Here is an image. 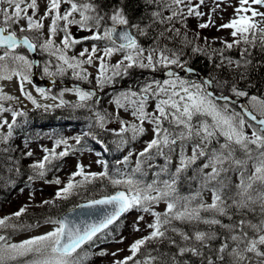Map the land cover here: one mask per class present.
<instances>
[{
	"label": "snow or ice",
	"instance_id": "6c2138e0",
	"mask_svg": "<svg viewBox=\"0 0 264 264\" xmlns=\"http://www.w3.org/2000/svg\"><path fill=\"white\" fill-rule=\"evenodd\" d=\"M223 0H214L215 11ZM204 0H200L203 4ZM175 9L171 15L166 17L171 21L177 16H182L180 5H190L191 0H171ZM7 5V7H4ZM62 5L67 7L62 9ZM253 5L258 7H253ZM196 7H199L197 5ZM196 7H188V14L197 16L204 15L198 12ZM264 0H239V6L234 8V17L225 24L218 26L220 29H231L232 42L222 41L227 49L241 44L255 47L257 43L264 48ZM31 10V14L29 11ZM38 12L37 0H0V81L12 80L14 77L20 79L21 84L28 79L31 63L23 55L17 54V49L25 47L32 51L37 44L27 36H19L13 30V25L19 24L21 20L25 25L20 27V33L40 31L43 29V21L51 19L48 28V39L39 47L50 54L56 55L73 70L80 68L83 63L92 64L93 57L98 49L93 46L91 51L84 49L79 53L80 57H87L80 61L76 57L69 59L64 54L75 41H71L67 35L68 27L78 24L81 29L93 32L94 40H109L112 47H105L103 55L96 57L101 61L99 65L100 74L97 76V84L102 85L105 80L107 65L105 58L111 57L115 52L123 53V58L113 66L118 72L122 65L127 68L138 66L155 70L157 66L168 68L171 65L183 67L176 53H167L166 49L153 48L145 50L138 46L136 39L129 31H118V28H128L129 20L122 9H114L110 14H101L94 0H47L46 10L39 19H34ZM79 15V20L75 19ZM250 14V15H249ZM154 15H157L154 13ZM63 21L64 39L61 41L63 49L54 45L53 38L59 29V22ZM110 23L111 26H107ZM213 24L211 15L207 23H200L201 29L208 28ZM138 28V25H131ZM103 29L100 32V29ZM143 34V29H140ZM171 31V29H167ZM118 36L119 43L113 40V35ZM176 34L179 32L177 30ZM207 39V38H206ZM199 49H193L198 51ZM155 54V55H154ZM250 55L248 48L241 51V59L244 64L251 63L246 59ZM231 64L232 61L229 60ZM240 67V62H236ZM47 68L45 72H47ZM57 71L63 72V67L57 66ZM77 76L78 72H74ZM168 76L174 79L164 80L162 84H151L142 89L144 93L135 102L136 106L132 115L140 122V125H132L133 135L143 134L145 129L142 125L147 121L153 125V138L147 142L143 151L137 157L136 168L131 175L119 174L120 178L110 176L107 171L100 173H85L83 166L78 164L77 170L69 178L68 182L60 188L55 199H67L74 194L78 188L100 178H107L114 186L122 185L126 191H117L114 195H106L101 199L90 200L80 207L93 208L97 205L110 206L103 217L97 222L83 227L74 225L67 218H48L46 223L56 225L52 231L43 235L35 236L20 243H8L6 237L0 235V264H83L84 257L80 249L85 244L99 238L98 234L113 225L124 213L133 209L149 213L153 221L147 225L151 231L147 236L141 237L129 246L130 255L122 260H116L113 264H179L178 256L186 253L199 257L201 264H264V100L256 96L250 97L251 109L242 112H234L229 108V98L220 97L224 101L219 104L207 91L206 85L211 81L198 84L181 79L176 73L169 71ZM87 79V75L82 77ZM243 78V77H242ZM42 96L44 90H38ZM232 92L237 97H245L247 93L232 87ZM21 94L37 107L36 101L30 95ZM75 94L80 103L77 107H83L84 102L92 97V93L75 89ZM133 97L137 94L132 93ZM127 99V96L125 97ZM150 98H155L153 113L146 111V105ZM13 97L0 95V101L11 100ZM56 99V97H53ZM61 100L60 104L63 105ZM119 104V101H117ZM47 107V106H46ZM11 109L0 104V114ZM21 112H12V123L0 121V128L7 126V135L0 136V143H7L12 135V129L16 123L17 116ZM104 117L98 116V123L103 127ZM167 125V126H165ZM256 125L250 135L248 128ZM128 127L121 121L120 132H125ZM222 138V140H221ZM79 144L80 140L77 139ZM64 144L65 150L57 153L55 148L44 149L45 155L42 160L31 167L36 175L43 177L46 166L54 159L63 158L68 155L67 141L57 140L56 146ZM190 148V155L188 150ZM27 155H32L31 152ZM131 155V153L129 154ZM178 157L175 170L171 171L173 156ZM149 159L161 157L164 165L159 172L154 173L151 182H145L137 178L143 163L142 158ZM129 157L124 158L127 163ZM205 162L199 167L197 161ZM150 167L152 165H149ZM209 171H205L208 170ZM192 170L188 179L196 182V189L188 194H182L178 186L185 174ZM232 175H236L237 183H232ZM82 177L79 181L75 177ZM32 179V177H29ZM56 184L61 181L56 179ZM210 192V202L203 199V194ZM44 204L51 203L44 201ZM159 203L166 205L163 213L153 211V207ZM259 212L255 222L247 219L249 213ZM26 211L21 207L12 215L19 218ZM239 216L238 219L234 217ZM220 217H226L230 223H223ZM11 217L0 218V228L11 227L17 229V225L9 224ZM144 217L137 218V223ZM178 224L194 225L191 232L178 227ZM208 226V230H200L198 225ZM216 226L223 232L216 231ZM139 231V228L134 229ZM179 237V241L176 239ZM222 239L219 247L213 248L211 242ZM167 243L177 249V253L169 257L158 248L143 252L142 249L150 244ZM205 249L208 252L205 253ZM157 255H152V252ZM142 255L143 259H137ZM113 256L116 253L112 254Z\"/></svg>",
	"mask_w": 264,
	"mask_h": 264
},
{
	"label": "trees",
	"instance_id": "16d2710c",
	"mask_svg": "<svg viewBox=\"0 0 264 264\" xmlns=\"http://www.w3.org/2000/svg\"><path fill=\"white\" fill-rule=\"evenodd\" d=\"M94 3L97 5L101 14H110L114 9H122L126 18L129 20V25L139 26V29H137L140 34L137 36V39L138 45L142 49H166L168 54L176 53L177 58L182 64L189 65L193 69L196 68L195 70L201 75H207L212 81L213 88L218 92L229 94L232 87L235 86L237 89L249 95H254L264 100V48L259 43L255 47L241 44L227 49L225 45L218 47L201 42L194 36L192 26L190 27L191 30L187 29L189 27V16H187L188 13L181 5L180 10L183 13L182 16H177L171 21L166 19V17L171 15V11L175 9V5L171 4V0H94ZM154 13L157 15H154ZM140 29H143V34H141ZM167 29H171V31H167ZM177 30L179 32L178 35L176 34ZM246 47L250 53V55L246 56V59L251 61L247 65L241 59V51ZM193 49L199 50L193 51ZM229 60L232 61L231 64ZM236 62H240L241 66L237 67ZM144 86V82L137 81L135 91H142ZM77 104L78 102L63 103V105L48 112L37 109L23 112V115L18 116L16 119V123L12 129V135L7 143H0V211L4 212L1 218L11 217L8 223L18 226L15 230L11 227L0 228V235L5 236L6 239L30 231L36 225L40 226L45 224L48 218L57 219L62 212L82 201L111 195L118 189H125L122 185H112L107 178H100L87 184L83 188L76 189L74 194L67 199H58L57 204L53 208L26 209L19 218L11 214H5L4 208L13 201V197L18 192L30 191L32 189V183L35 181H49L53 183L58 178L57 172L62 165L61 158L54 159L51 164L46 166L43 177L37 176L31 167L40 161H35L33 157L27 155L31 148L29 145L35 139L47 137V139L52 140L55 137L60 138L65 131L71 132L70 140L72 142L67 147L85 152L94 151L96 154L101 152L100 157L106 169L100 170L98 173L107 171L110 176H114L113 170L117 168V164L119 163L117 161H124L122 155L125 149L119 150L117 149L118 147H113L109 129L105 125L103 127L100 126L98 116H95L96 114H94V117L87 115L83 107L75 106ZM7 132L8 129L0 133V136L7 135ZM77 139L80 140L79 144L76 143ZM124 146L128 148V143L126 142ZM149 161L150 163L152 162L153 166L158 165L161 167L164 165L161 157L154 156L152 159L147 157V160L143 161L141 166L143 175L140 172L136 173L137 178H142L145 182H151L150 180H152L146 176V173L149 172V168L147 167ZM123 166L126 169L125 173L131 175L132 164L130 165L127 162ZM168 166L170 167V165ZM169 169L171 170V167ZM191 175L192 170H189L178 186V190L182 194H188L196 189V182L188 179ZM29 177H32V179H29ZM80 179L82 177L77 176L75 178L76 181ZM67 182H64L62 187ZM232 183H237L234 175H232ZM206 193L203 194L204 200ZM137 211L141 212L139 210ZM153 211L163 213L164 210ZM147 214L149 223H151L153 217L149 213ZM249 214V217L247 216L246 218L252 219L255 222L259 212L257 210L256 214ZM238 218L239 216L234 217V219ZM220 219L225 224L230 223L226 217H220ZM177 226L189 232L194 227H197L185 224H178ZM198 227L200 230H208V226L203 224L198 225ZM129 228H132V224L127 222L126 218H121L103 233L99 234V238H94L93 241L84 245L82 249L78 250L84 255L83 264H97L96 259L105 253V249H98V245L100 243H107L110 240L122 238L124 235H127ZM148 230L141 237L147 236L151 229ZM215 230L223 232V229H220L219 226H216ZM176 239L179 241V237H176ZM221 242L222 239H217L212 241L211 245L213 248H217ZM155 248L166 253L169 257L177 253V249L170 246L167 241L156 244L150 243L142 251L147 252L149 249ZM204 251L207 253L208 249ZM152 255H157V252L153 251ZM137 259H143V256L138 254ZM177 259L179 264H201V259L191 255V253L178 256ZM129 264H132V262L130 261Z\"/></svg>",
	"mask_w": 264,
	"mask_h": 264
},
{
	"label": "rangeland",
	"instance_id": "374dc122",
	"mask_svg": "<svg viewBox=\"0 0 264 264\" xmlns=\"http://www.w3.org/2000/svg\"><path fill=\"white\" fill-rule=\"evenodd\" d=\"M38 3V12L37 15L34 17V19H39L41 16H43L46 6H47V0H37ZM199 5V7H196ZM62 5V9H63ZM186 12L188 13V7H196V10L198 12L204 13V15L197 16L195 14L189 15L188 17V23L189 27L187 29L191 30V26L194 31V36L198 38L201 42H206L211 44L212 46H222L224 43L222 41L232 42V37L230 35L231 29H218V26L221 24L228 23L233 17H234V8L239 6V0H223L222 3H220V6L216 8L215 11H212L213 8H215L214 0H204L203 4H200V0H191L190 5H181ZM4 7H7V5H4ZM253 7H258L253 5ZM261 11H264V8L260 9ZM29 14H31V10L29 11ZM209 14L211 15V19L213 21V24L210 25L208 28L201 29L199 27L200 23H207L209 20ZM250 15V14H249ZM75 19L79 20V15L75 14ZM63 21L59 22V29L57 33L55 34L53 38L54 45L56 47H59L63 49V45L61 41L65 37V33L62 30L63 29ZM44 27L40 31H32L30 33L35 35V38L39 41V45L43 44L48 39V28L51 24V19H45L43 21ZM25 25V21L21 20L19 24L13 25V29L17 31V29L20 30L21 26ZM107 26H111L110 23ZM134 33L137 35L140 34L139 30L137 28H133ZM85 29H81L78 24H73L68 27L67 35L71 41H75V43L71 44L68 49L64 50V54L69 57V59L76 57L80 61H84L87 59V57H80L79 53L82 52L84 49H88L91 51L92 47H97L98 51L96 55L93 57L92 64H85L83 63L80 68H77L73 70L72 68H69L67 65L63 64L62 61L58 60L56 55L50 54V51H45L41 47H39L40 51L43 53H46V59L45 66L49 67L51 70L57 71V66L63 67L64 71L74 74V72L80 73L79 76L76 74L75 77L78 79L73 80H80L89 82L90 84H97V76L99 72V68H96V66H99L101 61L97 59L96 57L103 55V49L105 47H112L113 44L109 40H101V44L94 42L95 40L92 39L93 32L97 31L96 29H93V32L88 35H82L78 34L79 31H83ZM100 32L103 31L101 28L99 30ZM207 38V39H206ZM88 40V41H87ZM1 51V50H0ZM148 51H145V55H147ZM18 54V53H17ZM20 55V54H19ZM155 55V54H154ZM49 56V57H47ZM29 61V57H25ZM123 58V53L120 51L115 52L111 57L105 58L104 63L110 65L111 67L115 66L119 61H121ZM126 65H122L121 68L118 70L119 77L116 81V83H113V73L106 74L105 73V80L103 81L102 85H100L101 88H99L100 91L107 89L112 84L117 86L116 89L109 90L105 93V95L101 98L100 102H96L95 100H87L84 102L85 106V112L87 115L92 116L93 114H96L95 116H102L104 117V125L108 131H110V137H111V144L113 147H118L119 150H124V158L129 157L128 163L130 165L132 164V169H135L136 166V156L139 155L141 151L145 148L148 141H150L153 138V125L148 123L147 121L142 125V127L145 129L143 134L133 135L131 131L132 125H140V122L132 115L134 109H135V102H138L139 98L142 94L141 92H132V83L126 84L123 88L120 87L122 83L125 82L126 79H121L122 71H124ZM169 67H179L178 65H171ZM132 72L134 71H151L152 69L149 68H140L138 66H133ZM156 68H163L162 66H157ZM129 69V68H127ZM55 71V72H56ZM114 71V70H113ZM116 72V71H115ZM59 73V71H57ZM136 73V72H135ZM84 75H87V79H83L82 77ZM29 78V74H28ZM82 78V79H79ZM174 79V78H173ZM169 80V79H166ZM184 80V79H183ZM188 81L187 79H185ZM194 79H192L191 82H193ZM164 80L159 82H152L150 83L153 88H155L156 84H162ZM198 83V82H195ZM199 84V83H198ZM149 85V84H148ZM21 86L23 89V93L30 95L33 100L36 101L37 105H40V107H37L34 105L31 101L25 98V95L21 94ZM99 86V85H98ZM147 86V85H146ZM145 86V87H146ZM104 88V89H103ZM136 93L137 95L133 97L131 94ZM56 96L63 100L67 101L68 103L77 102L78 97L75 94V90H57L55 92ZM0 95H6L11 96L13 99L11 100H4L3 102L7 101L6 103H3L2 105L7 108L11 109V111H5L2 114H0V121L6 120L8 123L12 122V112H21L23 113L25 110H29L32 108H36L37 110H49L50 107H52L55 104V101L50 98L49 94H45L42 96L39 91L34 89L28 82V79L26 81H23L21 84V81L19 78L14 77L12 80H4L0 81ZM127 96V99L125 98ZM104 98V99H103ZM117 101H119V104H117ZM1 102V101H0ZM156 103L155 98H150L146 105V111L149 113H153L154 111V105ZM47 106V107H46ZM121 121L124 122V125L128 127V130L125 132H120L121 129ZM7 129V126L0 128V133L5 132ZM71 132L65 131L63 135H61L60 138L55 137L52 140L47 139V137H41L38 139H35L32 144L29 145L30 150L28 151L32 153L30 155L34 158L35 161L42 160L43 156L45 155L44 149H53L55 148V151L57 153L65 150V145L61 144L62 146H56L57 140H66L67 144L72 142L70 139ZM128 143V148H125L124 144ZM68 148V147H67ZM143 148V149H142ZM190 148L188 150V154L190 155ZM101 153V152H99ZM131 153V155H129ZM174 159L172 160V164L170 165L171 171L175 170V166L178 161V157L176 155L173 156ZM162 159V158H161ZM62 165L60 169L58 170V178L61 183L58 185L56 183H52L49 181H35L32 183V189L27 192H18L14 197L13 201L10 202L9 205H7L4 210L6 215H12L13 213L19 211L21 207H25L26 209H37V208H43V209H50L53 208L56 204L58 199H55L56 192L62 187V184L64 182H67L69 178L72 176V174L77 170V165L80 164L83 166V170L85 173H98L101 168L105 167V164L102 165L101 160L98 159V156L93 152H85L77 149H69L68 148V155L61 158ZM143 161L147 160V157L145 156L142 158ZM205 161L199 160L197 161L196 167H199L202 165ZM125 163L123 161L119 162L117 164V168H115L113 171L114 176L116 178H120L119 174H123L127 176L126 169H124L123 164ZM150 163L147 165V167H150ZM153 167V166H151ZM169 167V166H168ZM160 167H156V172H159ZM205 170V171H209ZM146 176L149 179H154V174L146 173ZM76 178V177H75ZM150 180V181H152ZM124 187V186H123ZM211 194L210 192H207L205 195V201H210ZM44 201H50L51 203L44 204ZM83 202V201H82ZM73 207V206H72ZM166 205L164 203H159L153 207V210L156 211H163L165 209ZM137 210H131L127 213V215L124 217L127 219V222L132 224V228H129L127 235H124L120 239H114L110 240L107 243H100L98 245V249H105V253L102 254V256H99L97 260V264H113L115 260H122L126 256L130 255L128 249L129 246L136 240H138L142 235L146 234L149 230L147 225L149 224L148 214L144 212H136ZM2 211H0V218L2 217ZM143 216L144 219L141 220L139 223H137V218ZM131 217V218H130ZM58 219V218H57ZM56 227V225L51 223H45L40 226H35L30 231H27L25 233H21L18 235H15L9 239H6L8 243H20L23 240L43 235L46 232L52 231ZM139 228V231H135L134 229ZM101 240V239H99ZM116 253L115 256L112 254ZM81 255L84 257L83 253ZM16 264H21V262H18Z\"/></svg>",
	"mask_w": 264,
	"mask_h": 264
},
{
	"label": "flooded vegetation",
	"instance_id": "af4514ba",
	"mask_svg": "<svg viewBox=\"0 0 264 264\" xmlns=\"http://www.w3.org/2000/svg\"><path fill=\"white\" fill-rule=\"evenodd\" d=\"M64 8L67 7L66 5L63 6ZM92 32L88 31V30H83V31H79L78 34H82V35H88L91 34ZM89 36V35H88ZM29 37L33 40V42H35L38 46L35 49V56L37 58V66L35 68V72L37 75V78L40 80L41 86H39L40 88L38 90H44L45 94H55V92L57 90L63 91V90H75L77 88H79L80 90H84V88H94L97 89L98 91L100 87V85H95V84H90L89 82H85V81H80V80H73V79H78L77 77H75L74 74L68 73L66 71H63L62 73L59 72L57 73L56 70H51L49 67L45 66V59H46V53H43L40 51L39 49V41H37V39L35 38V35H29ZM17 51L22 54L25 57H29L30 58V54L26 51V49L24 47L18 48ZM49 57V56H47ZM31 59V58H30ZM86 64V63H85ZM107 70L106 71L108 74L113 73V83H116V81L118 79H120L119 77V73L115 72L114 68L111 67L110 65H107ZM47 68V72H45V69ZM114 70V71H113ZM163 68L160 71H157L156 73H153V79H155V81L158 82L159 78H158V73L162 72ZM56 71V72H55ZM32 70L29 72V74H31ZM124 72V71H123ZM100 74V73H99ZM98 74V75H99ZM136 74H134L132 76V68H129L126 70V72L124 73L123 76H121V79H127L126 83H131L134 79ZM141 79H147L144 77H140ZM181 79H187L188 81H191V79H196L195 77H184V76H180ZM82 79V78H79ZM117 86L115 85H111L110 87H108L105 90H102V96L100 98H102L105 93L109 90H113L116 89ZM104 89V88H103ZM250 97L252 96H245L244 99H246V101L248 100V105L251 109V104H250ZM97 98V101L100 99ZM92 99V98H91ZM232 107L235 108L236 112H240V104L237 103L235 105H233ZM231 111H233L232 108H230ZM254 127H257L256 125H253L252 127L248 128L247 131L250 135L251 131L253 130Z\"/></svg>",
	"mask_w": 264,
	"mask_h": 264
},
{
	"label": "water",
	"instance_id": "95a60500",
	"mask_svg": "<svg viewBox=\"0 0 264 264\" xmlns=\"http://www.w3.org/2000/svg\"><path fill=\"white\" fill-rule=\"evenodd\" d=\"M118 31H129L130 34L136 39V37L134 36L132 30H131V27L129 26L128 28H118ZM113 39L117 42V43H121V41H119L118 39V36L116 34L113 35ZM137 41V40H136ZM27 49V48H26ZM28 50V49H27ZM30 51V50H29ZM32 54L34 53V51H30ZM32 64L33 66L35 67L36 66V60L33 59L32 61ZM171 71V72H174L176 73V75H180V74H183V75H196V70L190 68V67H182L180 70H174L172 68H169L167 69L166 71L163 72V74L160 76V79L161 78H166V77H169L168 76V72ZM199 81H210V79H208L207 77L205 76H200L199 78ZM31 83L33 85H36V86H41V83L40 82H37L35 80V73H33V77L31 78ZM87 91L89 92H95L91 89H87ZM207 91L210 92L213 96V98L216 100V101H219V102H224L222 100H220L219 98L220 97H223V96H226V95H223V94H216L214 91H212V85H207ZM96 93V92H95ZM100 95V93H97ZM228 97V96H227ZM229 98V103H235L237 100H234L230 97ZM245 109H248L247 106L242 102V110H245ZM116 193V192H115ZM114 193V194H115ZM112 194V195H114ZM104 196H101V197H98L96 199H101L103 198ZM89 201H86V202H82V203H79L77 204L75 207L73 208H70L68 210H65L64 212L61 213V215L59 216L58 219H64V218H67L69 221H71L74 225H79L81 227L85 226V225H88V224H92V223H97L102 217H103V214L106 210H109L110 211V206H105V205H97L93 208H85V207H80L81 205H85L87 204ZM125 214V213H124ZM123 214V215H124Z\"/></svg>",
	"mask_w": 264,
	"mask_h": 264
},
{
	"label": "bare ground",
	"instance_id": "6f19581e",
	"mask_svg": "<svg viewBox=\"0 0 264 264\" xmlns=\"http://www.w3.org/2000/svg\"><path fill=\"white\" fill-rule=\"evenodd\" d=\"M116 4V3H115ZM112 5V4H111ZM107 11V10H106ZM107 13H108V11H107ZM151 17V16H150ZM148 19V18H147ZM156 24V23H155ZM158 26V25H157ZM29 51V50H28ZM34 51V50H33ZM30 52V51H29ZM258 52V51H257ZM31 53V52H30ZM197 59V58H196ZM207 62V61H206ZM209 63V62H208ZM202 65V64H201ZM196 69V68H195ZM244 69V68H243ZM205 74V73H204ZM222 75V74H221ZM207 76V75H206ZM219 87V86H218ZM264 87V86H263ZM231 90V89H230ZM26 121V120H25ZM78 122V121H77ZM32 124V123H31ZM80 126V125H79ZM143 149V148H142ZM112 163V162H111ZM15 167V166H14ZM160 169V168H159ZM190 175V174H189ZM181 188V187H180ZM252 214V213H251ZM250 215V214H249ZM258 216V215H257ZM249 217V216H248ZM254 217V216H253ZM252 217V218H253ZM131 218V217H130ZM258 218V217H257ZM256 218V219H257ZM255 219V218H254ZM163 246V245H162ZM175 254V253H174ZM189 261V260H188Z\"/></svg>",
	"mask_w": 264,
	"mask_h": 264
}]
</instances>
